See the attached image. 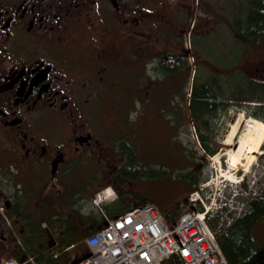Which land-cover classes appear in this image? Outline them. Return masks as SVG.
<instances>
[{"label": "flooded vegetation", "instance_id": "obj_1", "mask_svg": "<svg viewBox=\"0 0 264 264\" xmlns=\"http://www.w3.org/2000/svg\"><path fill=\"white\" fill-rule=\"evenodd\" d=\"M188 28L196 35L191 0H0V242L12 236L7 211L19 213L22 224L13 225L20 232L34 225L25 217L41 201L53 203L54 195L45 194L52 180L70 176L82 161L103 163L99 177L133 161L129 142L100 135L120 126L110 94L121 89L117 79H106L109 67L120 74L124 64L128 74H140L148 63L158 70L180 57L182 64L196 51L191 40L184 47Z\"/></svg>", "mask_w": 264, "mask_h": 264}, {"label": "rangeland", "instance_id": "obj_2", "mask_svg": "<svg viewBox=\"0 0 264 264\" xmlns=\"http://www.w3.org/2000/svg\"><path fill=\"white\" fill-rule=\"evenodd\" d=\"M244 1L246 0H196V29H192L196 35L192 34L194 38L190 35V40L192 44H196V52L193 55L197 62L192 67L188 62L189 60L185 59L182 64L184 67H188L186 70L179 72L175 79H158V76L166 70V67L155 70L157 66L155 62H153V65L156 66H151L148 63L145 67L139 69L140 74L135 72L128 74L124 70L132 69L126 68L127 66L125 67L124 64H119L117 67L118 70L122 71L120 74L113 68V65L109 67V78L106 79H117L119 82L117 87L121 89L120 92L115 91L116 93L110 94V97L115 98V100H111L112 104L115 106L116 103L122 101V108L119 109V112L123 117L128 116L122 119L117 113L116 120L123 125H127L126 129L135 125L133 127H136V130L131 133L135 135L136 140L142 139L139 148L146 151L143 156L138 153V166L142 168L143 164V170L147 171V174L140 173V176L132 178V183L125 182L124 187L125 189H133L136 196L153 201L162 210L168 209L173 203L174 211L171 212V217H177L181 212L177 203L180 199H184L183 197L189 191L184 174L191 176L189 173L194 172L195 176L198 177V181L209 179L212 187L210 191V199L212 200L218 194L219 182L225 176H229L228 171L229 173L232 172L237 181L229 182L232 183L231 188L236 189L239 193L234 196L233 190L229 189L226 194L232 197L233 201L231 203L233 205L243 208L241 211L248 209L247 201L254 195H259L261 185H264V137L257 150L252 153L254 158L247 170L242 164L250 155L246 152H243L242 162L237 164L234 170H230L227 163V151L236 148L238 134L244 128L248 118L257 115L259 116L257 119L264 122V86L261 84V81H264V40L259 44H252L248 40L239 42L233 39V19L242 20L244 18L246 13L245 7L242 6L245 5ZM187 31L184 33L187 34ZM182 39L185 43L189 41L187 35L184 38L182 34ZM173 50L175 52L179 51L176 48ZM167 53L170 54L171 52ZM210 63L216 65L214 69L221 75L219 78L222 82L221 97L232 102L226 112L220 115V120L217 122L215 130H213L214 143L219 146L214 154H207L199 145L196 138V126L189 114L190 110L187 102L192 84L208 76L209 71L206 65L208 66ZM229 66L233 67L235 71L227 72L226 68ZM123 75L129 76V80L126 82H129L133 88V93L130 94L128 100L123 91L129 94L130 88L125 85L126 82L124 81L126 79L122 77ZM149 77L154 79H149ZM216 82L218 83L217 79ZM147 91L149 92L146 93ZM148 94L149 97H147ZM160 99L165 106H171L176 112L169 109L168 114H161L162 110L158 111L159 105L157 104ZM114 106L110 108L108 118L104 121L105 124L112 123L110 115L114 114ZM157 111L162 118L155 116ZM175 113H179L178 117ZM239 120L238 130L231 140L230 144L232 145H230L227 143L228 135L234 124ZM176 149L179 150L178 154H176ZM216 157L219 162L216 161ZM222 171H226L227 175L221 176ZM195 176L193 180H195ZM240 177H244V180L238 182L241 179ZM26 184H29V181H26ZM12 187L9 184V189ZM124 192H127V190ZM82 203L85 204L83 212H91L90 215L86 216H92L94 213L100 214L98 208L91 203V200ZM55 208H57V205ZM69 212V208L65 212L61 211L64 216L68 215ZM59 213L56 210L55 222L52 227H48L47 223L45 225L43 224L45 222H42L40 229L35 230V234L33 233L34 230L29 232L24 229L22 236H19L17 229H15L17 238L11 243L17 245V250L21 249L25 253L33 255L44 248L49 250L53 243L52 236L59 235L62 239L60 244L63 245H59L53 251L61 255L68 253V256L70 255L72 258L74 254L85 248V244L83 239L78 240L73 248L65 250L67 243L64 242L69 234H64L65 231L63 233V230L59 232L63 227L54 228L65 221L63 215L60 214L59 217ZM223 214L224 212L216 215L212 220V224L221 221L226 224ZM78 216L80 217V215ZM100 219L101 216L99 215V222ZM89 221L87 222L85 219L84 224L80 223L79 225L85 230L92 229L93 227H91ZM9 223L11 222L9 221ZM11 227L13 228V226ZM80 231L83 234L81 229ZM5 234L7 235V230ZM86 235L83 237L85 238ZM11 237L8 239L12 240ZM74 237L76 240L78 239L76 235ZM253 237L259 242L264 239V218L260 219L254 228ZM70 239H73V236ZM172 256L170 255L169 259H174Z\"/></svg>", "mask_w": 264, "mask_h": 264}, {"label": "trees", "instance_id": "obj_3", "mask_svg": "<svg viewBox=\"0 0 264 264\" xmlns=\"http://www.w3.org/2000/svg\"><path fill=\"white\" fill-rule=\"evenodd\" d=\"M244 2L245 5H242L245 7L246 12L244 18L242 20L237 18L233 19V39L239 42L248 40L252 44H259L264 40V0H246ZM192 37L194 38L193 35ZM194 48H196V44ZM180 62V57H177L172 61L164 60L163 63L167 72L176 73V70H178L180 66ZM215 66L216 65L214 63H210L208 66L206 65V68L209 71L207 73L208 76L205 79L201 81H195L192 84L190 88V95L187 100L190 110L189 113L194 123H196V134L198 140L202 148L208 154H213L218 148V144L212 143V139H214L213 130H215V123L218 119V116L221 114V112H225L228 105L232 103L231 101L221 97L220 92L222 82L221 79H219L221 75L215 71ZM226 70L229 73L235 71V69L231 66L227 67ZM216 79L220 85L216 82ZM232 80L234 81V79ZM261 84L264 86V82H261ZM149 94L147 97H149ZM155 101H157V99H155ZM157 104L159 105L158 110L161 109L164 112L171 108V106H165L161 99L157 102ZM170 110L176 112L172 108ZM128 164L129 163H126L120 169H118L119 176L130 177L126 168ZM117 178L119 177L117 176ZM188 178L190 180L189 183L191 185L194 184L192 178ZM260 191L261 192L259 195H254L249 199L248 209L236 217L224 230V232L217 237L221 251L228 264H264V239L259 242L253 237L254 228L260 219L264 218V188H262ZM70 204V208L74 211H77L75 203L70 202ZM41 209L39 211L41 212L39 218L34 219V211H30L28 213L29 216L25 217L29 218L33 223H35L32 226H24V229H27L26 231L30 232L36 228L40 229L39 225L41 221H46L49 223L52 218V212L50 210ZM6 214L11 218L12 216L19 215V213L16 211H7ZM68 220L69 217L67 216L65 221L66 224L63 227V231H65V233H63L69 234H67L68 237H66V241L64 242L67 243L66 245L75 240V235L78 238L81 236V232H79L81 225L79 224L84 222V220H79V223H76L75 227H70L68 225L70 223ZM20 221L22 223V219H20ZM214 226L216 227V224H214ZM33 233L35 234V231H33ZM72 236L73 239H70ZM55 241V246L49 247V250L44 248L40 252L33 254L38 264H70L71 258H69L67 253L64 255L59 253L56 257L53 256V250L62 244H60V241H62L61 237H58ZM17 248V245L11 242H0V258L14 256L18 259H22L26 254H29L25 253L21 249L17 250ZM168 264H172L171 261H169Z\"/></svg>", "mask_w": 264, "mask_h": 264}, {"label": "built area", "instance_id": "obj_4", "mask_svg": "<svg viewBox=\"0 0 264 264\" xmlns=\"http://www.w3.org/2000/svg\"><path fill=\"white\" fill-rule=\"evenodd\" d=\"M203 216L186 214L170 229L151 205L132 208L90 235L91 254L76 264H165L170 255L183 264H226Z\"/></svg>", "mask_w": 264, "mask_h": 264}, {"label": "bare ground", "instance_id": "obj_5", "mask_svg": "<svg viewBox=\"0 0 264 264\" xmlns=\"http://www.w3.org/2000/svg\"><path fill=\"white\" fill-rule=\"evenodd\" d=\"M239 124H240V120L237 123H235L234 126L232 127L228 135L227 143L229 144L231 143L232 138L235 136L238 130ZM263 137H264V122L260 121L257 118L249 117L248 120L245 122L244 128L238 134V139L236 141L237 144L236 148L229 149V151H227V163L229 169L234 170L237 164H240L242 162L243 152H246L250 155L247 157L245 163L242 164L245 166L244 168L247 170L251 160H253L254 158L252 153L257 150L258 146L261 144L263 140ZM215 159L217 162H219V159L217 157ZM225 175H227L226 171L225 172L222 171L221 176H225ZM228 175H229L228 177L225 176L226 179L231 181H237L234 178V174L232 172L229 173L228 171ZM223 224L224 223L222 221L219 223L217 222L216 227L221 226Z\"/></svg>", "mask_w": 264, "mask_h": 264}, {"label": "crops", "instance_id": "obj_6", "mask_svg": "<svg viewBox=\"0 0 264 264\" xmlns=\"http://www.w3.org/2000/svg\"><path fill=\"white\" fill-rule=\"evenodd\" d=\"M114 206H116V207L118 208V206H119V203H116Z\"/></svg>", "mask_w": 264, "mask_h": 264}]
</instances>
